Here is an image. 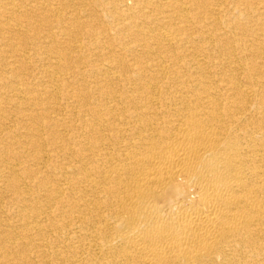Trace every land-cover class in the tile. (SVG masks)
Masks as SVG:
<instances>
[{"label": "bare ground", "instance_id": "bare-ground-1", "mask_svg": "<svg viewBox=\"0 0 264 264\" xmlns=\"http://www.w3.org/2000/svg\"><path fill=\"white\" fill-rule=\"evenodd\" d=\"M0 264H264V0H0Z\"/></svg>", "mask_w": 264, "mask_h": 264}]
</instances>
